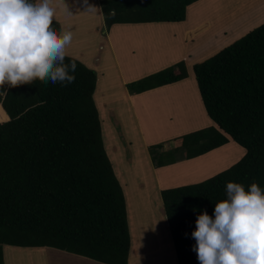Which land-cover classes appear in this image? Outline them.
Here are the masks:
<instances>
[{
    "label": "trees",
    "instance_id": "1",
    "mask_svg": "<svg viewBox=\"0 0 264 264\" xmlns=\"http://www.w3.org/2000/svg\"><path fill=\"white\" fill-rule=\"evenodd\" d=\"M200 1L103 0L101 10L107 27L182 23L188 8ZM76 62L72 84L36 80L0 95L7 117L0 122V264L6 247L53 248L127 264L132 245L127 204L101 139L97 74ZM193 73L212 125L177 138L187 149L186 160L230 141L245 154L211 179L162 190L178 264H199L191 236L197 215L203 210L214 215L215 204L226 198L227 182L246 191L256 182L264 189V23L195 64ZM188 77L182 61L129 84L128 90L141 94Z\"/></svg>",
    "mask_w": 264,
    "mask_h": 264
},
{
    "label": "rangeland",
    "instance_id": "2",
    "mask_svg": "<svg viewBox=\"0 0 264 264\" xmlns=\"http://www.w3.org/2000/svg\"><path fill=\"white\" fill-rule=\"evenodd\" d=\"M101 1L88 0V4L98 10L96 13H86L83 0H66L73 15L64 16L57 12L54 27L59 29L62 24L71 27L74 36L67 48L68 56L88 68L91 58L93 61L104 54L102 68H90L96 72L97 81L98 76L103 75L101 83L96 84L94 99L100 110L101 139L106 155L126 193L136 187L140 189L139 183L149 187V190L159 185L170 189L201 183L239 162L245 151L232 141L208 155L186 160L187 149L180 147L177 138L212 125L200 99L193 66L263 24L264 0H203L191 7L185 22L156 25L163 28L152 36L143 33L140 36L118 34L110 44L108 38L114 26L107 27L105 24ZM199 28L206 31L198 34ZM134 37H138V42L147 37L153 41L142 43L143 48L138 50L135 46L139 44ZM193 37L196 39L194 42L191 40ZM183 53L191 57L187 65L189 79L186 84L176 87L179 88L177 91L170 89L166 95H159L154 102L149 100V104L153 102L152 111L145 108L137 93H130L135 98L132 103L128 100L126 93L129 92V84L171 68L176 63H186L187 60L182 59ZM94 65L98 64L95 62ZM165 97L166 102L163 103ZM105 106L111 107V110L108 112ZM113 110L117 112L116 115H113ZM193 112L195 118L180 125ZM169 118L174 126L165 125V120ZM5 119L7 117L0 106V122ZM159 164L160 168L157 166ZM159 169L164 173L162 176H166L165 180H162ZM156 182L159 184L154 186ZM156 193L154 196L158 197ZM153 203L158 207L160 205L157 199ZM140 210L138 207L131 210L133 226L137 229H142L140 222L145 211ZM148 216L149 212L145 217ZM162 237L160 244L152 247L151 251L143 252V248L140 254L138 249L134 250V257H128L127 264H178L174 251L169 247L171 237ZM4 260L5 264H88L85 262L88 258L53 248L34 250L6 247Z\"/></svg>",
    "mask_w": 264,
    "mask_h": 264
},
{
    "label": "clouds",
    "instance_id": "3",
    "mask_svg": "<svg viewBox=\"0 0 264 264\" xmlns=\"http://www.w3.org/2000/svg\"><path fill=\"white\" fill-rule=\"evenodd\" d=\"M86 13L97 8L83 0ZM72 16L66 0H0V95L39 80L67 86L77 62L68 58L70 26L54 27L56 13ZM7 85V87H5ZM195 211V209H193ZM192 250L199 264H264V189L227 182L214 215H197Z\"/></svg>",
    "mask_w": 264,
    "mask_h": 264
},
{
    "label": "crops",
    "instance_id": "4",
    "mask_svg": "<svg viewBox=\"0 0 264 264\" xmlns=\"http://www.w3.org/2000/svg\"><path fill=\"white\" fill-rule=\"evenodd\" d=\"M191 7H189L190 9L188 8L187 19L189 18L190 11L193 8V7L192 8ZM187 19L185 21H187ZM160 24L161 23H159V24H135V25H133V24H119V25H116V26L114 25L112 34L108 38V43L110 44V41L113 40V38L116 35H118V34L122 35V34L129 33L132 36H140V34L143 33V34H145V36H152L155 31H158L159 29L163 28L162 26H156V25H160ZM162 24H177V23H162ZM62 25L64 26V24H62ZM204 30H202V31H204ZM198 31H199L198 34L202 33V31H200V28L198 29ZM134 38L138 42V37H134ZM193 38H191V40L194 42L196 39L195 38L193 39ZM142 40L143 41L138 42L139 45L135 46L136 49L141 50V48H143V47H141L142 43L148 44V42L153 41L151 38H148V37L147 38H142ZM191 40H187V41L190 42ZM188 42H186L185 44H188ZM190 43H192V42H190ZM112 45H113V43H112ZM189 58H191V57H189L188 54L183 53L182 59H184V60L186 59L187 60L186 61L187 65L189 64L188 63L189 60H190ZM166 59L168 60L167 57H166ZM103 61H104V54L102 55V57H99V56L95 57L93 61H92V58H91V63H89L91 66L89 68L93 67L96 70L101 69ZM92 62H94V63L96 62L98 65H94V63H92ZM102 76L103 75H101L100 77L98 76V81H97L98 84L101 83ZM188 79H189V77H188ZM188 79L183 80V81L178 82V83H175V84H172V85H168V86L160 87V88H157V89H154V90H150V91H147V92H144V93H141V94H136V96L137 95L139 96L138 98L145 105V108L147 107V109L152 111L153 110V102H154L155 98H158L159 95H166V92L167 91L169 92L170 89H175L177 91L179 88H176V87H179L182 84H186V81ZM94 95H96V94H94ZM126 95H128V100L130 99V101L132 103V101L135 98L133 99L129 92H127ZM94 97H96V96H94ZM151 99L153 100V102L149 104V100H151ZM163 99H165V100H163ZM163 99H162V102L165 103L166 102V97L163 98ZM95 103H96V101H95ZM101 103H102V101H101ZM96 106L98 108V105H96ZM105 108L108 109V112L111 110V107L109 108V106H105ZM116 113L117 112L115 110H113V115H116ZM194 118H195V113L193 112L190 115V117L188 119L182 121L180 123V125H183V124H185V122H189V121H191ZM118 120L119 119H117V121ZM154 120L156 122V118L155 117H154ZM145 121H146V119H145ZM149 122H150V120H149ZM164 123L167 126H174L170 122V118L165 120ZM160 127H161V129H164V127H162V126H160ZM173 141L174 140L172 139L171 140L172 146H174V142H175V141L174 142ZM117 169L118 168H116V173L118 172ZM161 170L162 169H159L158 171H160V173H161L162 180H165L166 176H162L164 173ZM154 175H157V174L154 173ZM127 178L129 179V177H127ZM157 184H159V183L158 182L154 183V186H156ZM138 186L141 187V188L138 189L136 187L130 193H126V191L124 190L125 198H126V204H127L128 222H129L130 234H131V239H132L131 240L132 251H131V248H130V252H129V257L131 256V258L134 257V256H132L134 250L138 249L140 251V254H142V249L143 248H144L143 252H145V250L146 251H151L153 249L152 247L156 248V245L160 244V241H162V239H163V237H162L163 235H164V237L166 239H167L168 236L170 237V234H169V231H168V222H167V219H166V215L164 213L162 199H161V192H162V190H165V189L163 187H161L160 185L158 187L157 186L154 187V188L152 187L150 190H149V187H143L142 183H139ZM135 190H136V192L134 193ZM155 192H157L156 194H158V197L154 196ZM137 196H139V197H137ZM140 196H141V198H140ZM154 199H157V201H159V203H160L159 207H158V205L157 206L154 205V203H153ZM136 207H138V209L145 210L143 212V214H142V220H141L142 222H140L142 229H137L135 226H133L134 218H133V216H131V210L136 208ZM152 209H153V213H152ZM142 210H140V211H142ZM148 212H149V216H148V218H146L145 215H147ZM136 237L138 239H135ZM142 242H144V245H143ZM154 242H156L155 245H153ZM170 244H171V242H170ZM169 247H170L171 250L174 251L173 243ZM157 257L158 256H156V258ZM85 262H87L88 264H99L98 261H97L98 263H96L95 260H91V259L85 260ZM101 264H105V263H101Z\"/></svg>",
    "mask_w": 264,
    "mask_h": 264
}]
</instances>
